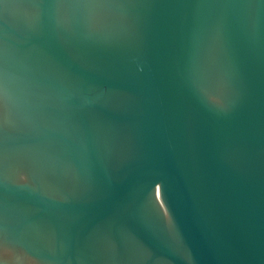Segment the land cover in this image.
I'll return each instance as SVG.
<instances>
[{"label":"water","instance_id":"obj_1","mask_svg":"<svg viewBox=\"0 0 264 264\" xmlns=\"http://www.w3.org/2000/svg\"><path fill=\"white\" fill-rule=\"evenodd\" d=\"M0 264H264V0H0Z\"/></svg>","mask_w":264,"mask_h":264},{"label":"bare ground","instance_id":"obj_2","mask_svg":"<svg viewBox=\"0 0 264 264\" xmlns=\"http://www.w3.org/2000/svg\"><path fill=\"white\" fill-rule=\"evenodd\" d=\"M4 249H7L8 250V254L7 255L21 257V255L18 253V251L16 249H14L13 247H8V246H6L4 244L2 245L0 243V254H2V252H3ZM3 255H5V254H3Z\"/></svg>","mask_w":264,"mask_h":264},{"label":"rangeland","instance_id":"obj_3","mask_svg":"<svg viewBox=\"0 0 264 264\" xmlns=\"http://www.w3.org/2000/svg\"><path fill=\"white\" fill-rule=\"evenodd\" d=\"M2 254L7 255L8 254V250L7 249H4L3 252H2Z\"/></svg>","mask_w":264,"mask_h":264}]
</instances>
